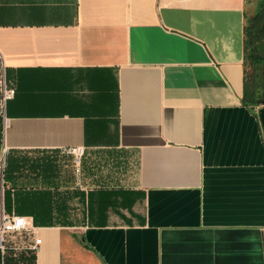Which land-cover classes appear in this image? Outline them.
Listing matches in <instances>:
<instances>
[{
	"label": "crops",
	"instance_id": "0c3cea01",
	"mask_svg": "<svg viewBox=\"0 0 264 264\" xmlns=\"http://www.w3.org/2000/svg\"><path fill=\"white\" fill-rule=\"evenodd\" d=\"M249 2L0 0V215L33 264H264Z\"/></svg>",
	"mask_w": 264,
	"mask_h": 264
},
{
	"label": "built area",
	"instance_id": "2783aa9c",
	"mask_svg": "<svg viewBox=\"0 0 264 264\" xmlns=\"http://www.w3.org/2000/svg\"><path fill=\"white\" fill-rule=\"evenodd\" d=\"M15 88L8 85L0 67V114L6 103L15 96ZM80 163L84 149L75 147L66 151ZM79 171V170H78ZM30 220L15 215H0V264H33L42 241L33 235Z\"/></svg>",
	"mask_w": 264,
	"mask_h": 264
},
{
	"label": "trees",
	"instance_id": "16d2710c",
	"mask_svg": "<svg viewBox=\"0 0 264 264\" xmlns=\"http://www.w3.org/2000/svg\"><path fill=\"white\" fill-rule=\"evenodd\" d=\"M253 8L252 14L246 15L245 25V66L249 64L251 72L245 70L243 102L248 107L264 105V79L260 77L264 66V0H257ZM7 192L5 190L6 209L10 208Z\"/></svg>",
	"mask_w": 264,
	"mask_h": 264
},
{
	"label": "rangeland",
	"instance_id": "374dc122",
	"mask_svg": "<svg viewBox=\"0 0 264 264\" xmlns=\"http://www.w3.org/2000/svg\"><path fill=\"white\" fill-rule=\"evenodd\" d=\"M250 2L248 3V7H247V14H252L253 12V7H255V4L257 2V0H249ZM253 8V9H252ZM255 10V9H254ZM247 72L250 73L251 69L249 67V64L247 65L246 68ZM260 77L262 78V80L264 79V66H262L261 71H260Z\"/></svg>",
	"mask_w": 264,
	"mask_h": 264
}]
</instances>
